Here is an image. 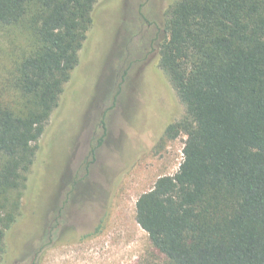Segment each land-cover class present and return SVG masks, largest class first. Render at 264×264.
Masks as SVG:
<instances>
[{
  "label": "trees",
  "instance_id": "16d2710c",
  "mask_svg": "<svg viewBox=\"0 0 264 264\" xmlns=\"http://www.w3.org/2000/svg\"><path fill=\"white\" fill-rule=\"evenodd\" d=\"M96 2L0 0L13 58L0 86V262ZM165 17L159 64L185 106L165 134L186 140L136 221L163 264H264V0H177Z\"/></svg>",
  "mask_w": 264,
  "mask_h": 264
},
{
  "label": "rangeland",
  "instance_id": "374dc122",
  "mask_svg": "<svg viewBox=\"0 0 264 264\" xmlns=\"http://www.w3.org/2000/svg\"><path fill=\"white\" fill-rule=\"evenodd\" d=\"M176 1L97 0L0 264L164 263L135 210L183 158L186 135L165 130L185 106L160 67L158 45ZM9 39L0 27V86L13 66Z\"/></svg>",
  "mask_w": 264,
  "mask_h": 264
},
{
  "label": "flooded vegetation",
  "instance_id": "af4514ba",
  "mask_svg": "<svg viewBox=\"0 0 264 264\" xmlns=\"http://www.w3.org/2000/svg\"><path fill=\"white\" fill-rule=\"evenodd\" d=\"M79 233H80L79 231H77V232H76L77 236H80V234H79ZM30 264H32V262H31Z\"/></svg>",
  "mask_w": 264,
  "mask_h": 264
}]
</instances>
